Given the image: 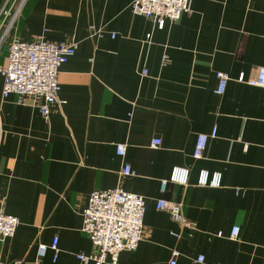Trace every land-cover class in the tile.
<instances>
[{
    "label": "crops",
    "instance_id": "crops-1",
    "mask_svg": "<svg viewBox=\"0 0 264 264\" xmlns=\"http://www.w3.org/2000/svg\"><path fill=\"white\" fill-rule=\"evenodd\" d=\"M132 2L27 0L20 12L9 41L76 50L59 69L64 104L46 120L30 98H3L0 75V211L19 220L0 264H80L77 254L94 251L81 231L87 197L110 188L145 199L142 241L119 264H169L173 252L175 264H264V89L235 81L264 68V0H191L161 29ZM217 72L230 77L222 95ZM198 135L208 140L194 160ZM125 165L133 175H121ZM173 168L188 170L186 185L169 181ZM201 171L219 173L220 186L198 185ZM160 199L182 204L195 228L157 209Z\"/></svg>",
    "mask_w": 264,
    "mask_h": 264
},
{
    "label": "built area",
    "instance_id": "built-area-1",
    "mask_svg": "<svg viewBox=\"0 0 264 264\" xmlns=\"http://www.w3.org/2000/svg\"><path fill=\"white\" fill-rule=\"evenodd\" d=\"M191 0H133L130 6L133 15L141 16L154 22L161 29L165 21L175 22L188 14ZM27 0H6L0 10V49L5 42L7 45V56L4 66H0V75L3 78L1 95L7 98L14 95L17 103L21 104L25 98H30L43 118L46 120L50 114V106L53 104L63 105L59 101L60 90L58 83L59 69L70 57L75 54V44L54 43L38 37L30 43L18 40L9 41L11 31L16 23L20 12ZM149 39V36H147ZM163 65L168 64L166 57L162 60ZM146 71L141 73L142 76ZM217 86L215 93L222 95L226 85L230 81L227 74L217 72L215 74ZM235 81L250 87L264 89V68L257 69L256 76L246 79L239 74ZM215 132L210 135L214 138ZM208 140L206 135H198L192 152V159H201ZM160 141L154 140L152 147L159 146ZM116 154L125 156V145H116ZM121 175H133L131 168L125 165ZM188 170L186 168H173L169 181L187 184ZM162 182L161 189H164ZM221 175L214 173L209 175L201 171L197 178L200 186L219 187ZM157 209H165L170 217L189 229L195 228V223L182 214V204L172 203L160 199L156 202ZM145 212V199L138 193L128 192L122 188H110L105 190H94L88 197L86 206L82 210L81 231L90 240L94 251L90 255L77 254L76 258L80 264H119V255L123 251L133 252L136 250L143 238V218ZM19 220L15 215L0 211V243L13 237ZM238 227H233L229 238L236 240ZM54 252L56 259L57 238H53L48 247ZM46 246L39 247V255L43 256ZM169 264H175V257ZM198 263H203V258H197Z\"/></svg>",
    "mask_w": 264,
    "mask_h": 264
},
{
    "label": "rangeland",
    "instance_id": "rangeland-1",
    "mask_svg": "<svg viewBox=\"0 0 264 264\" xmlns=\"http://www.w3.org/2000/svg\"><path fill=\"white\" fill-rule=\"evenodd\" d=\"M8 41L7 42H5L3 45H2V47H1V49L0 50H6L7 49V45H8Z\"/></svg>",
    "mask_w": 264,
    "mask_h": 264
}]
</instances>
